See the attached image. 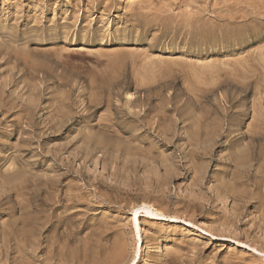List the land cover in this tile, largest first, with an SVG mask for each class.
<instances>
[{"label": "rangeland", "instance_id": "374dc122", "mask_svg": "<svg viewBox=\"0 0 264 264\" xmlns=\"http://www.w3.org/2000/svg\"><path fill=\"white\" fill-rule=\"evenodd\" d=\"M0 86V264H264V0H0Z\"/></svg>", "mask_w": 264, "mask_h": 264}, {"label": "bare ground", "instance_id": "6f19581e", "mask_svg": "<svg viewBox=\"0 0 264 264\" xmlns=\"http://www.w3.org/2000/svg\"><path fill=\"white\" fill-rule=\"evenodd\" d=\"M247 15H248V14H247ZM255 16H256V15H255ZM232 17H233V16H232ZM232 17H231V19H232ZM235 17H236V16H235ZM241 18H242V17H241ZM212 19H213V18H212ZM218 19H219V18H218ZM235 20H236V19H235ZM235 22H236V21H235ZM196 23H197V22H196ZM201 24H202V23H201ZM232 25H233V24H232ZM210 28H211V27H210ZM255 35H256V33H255ZM243 36H244V35H243ZM205 38H206V37H205ZM246 38H247V37H246ZM10 56H11V55H10ZM16 59H18V58H15L14 62L16 61V64H19V63H17L18 60H16ZM15 75H16V74H15ZM12 76H13V75H12ZM13 77H14V76H13ZM13 79H14V78H13ZM16 80H17V79H16ZM14 82H15V79H14ZM14 82H13V83H14ZM3 83H4V82H3ZM1 85H2V84H1ZM14 85H15V84H14ZM0 87H1V86H0ZM22 105H23V104H22ZM48 123H50V122H48ZM241 123H242V122H241ZM158 126H161V125L158 124ZM158 129L160 130V128H158ZM161 130H162V129H161ZM163 132H164V130H163ZM163 132H160V133L163 134ZM35 133H37V132H35ZM164 134H165V133H164ZM178 135H179V134H178ZM35 136H36V135H35ZM89 138H90V137H89ZM89 138H88V139H89ZM90 139H91V138H90ZM91 140L94 141L95 139H91ZM91 140H90V142H91ZM95 141H96V140H95ZM29 142H30V141H29ZM93 143H94V142H93ZM97 143H98V142H97ZM97 143L95 142L94 144H95V145H98ZM164 144H165V143H164ZM167 144H168V143H167ZM174 144H175V143H174ZM94 148H95V146H94ZM25 149H26V148H25ZM27 149H28V148H27ZM95 149H96V148H95ZM90 150H91V149H90ZM28 152H29V151H28ZM91 153H92V152H91ZM254 153L256 154V152H254ZM255 154H253V155H255ZM258 154H259V153H258ZM186 155H187V154H186ZM240 155H241V154H240ZM240 155H239V156H240ZM232 156H236L235 153H234V155L232 154ZM237 156H238V154H237ZM239 156H238V159H237V160H239ZM242 156H243V155H242ZM242 156H241V157H242ZM246 156H248V154H247V155L245 154V158H243V159H247ZM21 157H22V155H21ZM24 157H25V156H24ZM241 157H240V160H241ZM250 157H251V156H250ZM254 157H255V156H254ZM254 157H253V158H254ZM256 157H257V154H256ZM260 157H261V156H259L258 158H260ZM196 158H197V157H196ZM229 158H230V160H231L233 157L230 156ZM234 158H236V157H234ZM19 159H20V158H19ZM24 159H25V158H24ZM243 159H242V161H244ZM254 159H256V158H254ZM254 159H253V160H254ZM232 160H233V159H232ZM232 160H231V161H232ZM234 160H235V159H234ZM237 160H236V161H237ZM240 160H239V161H240ZM253 160L251 161V163L253 162ZM258 160H259V159H258ZM256 161H257V160H256ZM23 162H24V161H23ZM23 162H21V163H23ZM26 162H27V161H26ZM232 162H233V161H232ZM232 162H231V163H232ZM237 162H238V161H237ZM244 162H246V160H245ZM254 162H255V161H254ZM24 163H25V162H24ZM239 163H240V162H239ZM242 163H243V162H242ZM242 163H240V165L245 166L246 163H245V164L243 163L244 165H243ZM249 163H250V162H249ZM232 164H233V163H232ZM235 164H236V163H235ZM235 164H234V166H235ZM247 164H248V163H247ZM247 164H246V165H247ZM19 165H21L20 162H19ZM26 165H27V164H26ZM250 165H251V164H250ZM21 166H22V165H21ZM23 166H24V165H23ZM28 166L30 167L29 164H28ZM31 166H32V165H31ZM238 166H239V164H238ZM242 166H241V167H242ZM19 167H20V166H19ZM26 168H27V167L25 166V169H26ZM32 168L34 169L35 167H32ZM239 168H240V167H239ZM28 169H29V168H28ZM237 169H238V167H237ZM240 169H241V168H240ZM244 169H245V168H244ZM30 170H31V169H30ZM32 171H33V170H32ZM34 171H35V170H34ZM194 171H195V170H194ZM239 171H240V170H239ZM241 171H242V170H241ZM244 171H245V170H244ZM246 171H247V170H246ZM246 171H245V172H246ZM261 171H262V169H261ZM21 172H22V171H21ZM26 172H27V171H25V173H26ZM237 172H238V171H237ZM30 173H32V172H30ZM240 173H241V172H240ZM240 173H239V174H240ZM28 174H29V171H28ZM33 174H34V173H33ZM243 174H245V173H243ZM247 174H248V173H247ZM245 175H246V174H245ZM248 175H249V174H248ZM242 176H243V175H242ZM249 177H250V176H249ZM239 178H240V177H239ZM245 178H246V177H245ZM256 178H257V176H256ZM232 179H234V178H232ZM237 179H238V178H237ZM248 179H249V178H248ZM251 179H253V178H251ZM251 179H250V180H251ZM234 180H235V179H234ZM234 180H233V181H234ZM238 180H239V179H238ZM242 180H243V179H242ZM244 180H245V179H244ZM231 181H232V180H231ZM257 181H259V180H257ZM257 181H256V183H257ZM238 182H239V181H238ZM242 182H243V181H242ZM244 182H245V181H244ZM247 182H251V181L247 180ZM234 183H235V182H234ZM252 183H253V181H252ZM254 183H255V182H254ZM256 183H255V184H256ZM258 183H259V182H258ZM248 184H249V183H248ZM250 184H251V183H250ZM230 185H232V184H230ZM236 185H237V184H236ZM256 185H257V184H256ZM259 185H260V183H259ZM224 186H225V184H224ZM227 186H228V184L226 185V187H227ZM233 186L235 187V185H233ZM240 186H241V185H240ZM254 186H255V185H254ZM219 187H223V185H221V186H219ZM234 187H233V188H234ZM237 187L240 188L239 186H237ZM237 187H236V188H237ZM249 187H250V186H249ZM249 187H248V188H249ZM257 187H258V186H257ZM223 188H225V187H223ZM241 188H244V184H243V187H241ZM241 188H240V189H241ZM225 189H226V188H225ZM227 189H228V187H227ZM230 189H231V188H230ZM230 189H229V190H230ZM234 189H235V188H234ZM240 189H238V190L240 191ZM244 189H245V188H244ZM218 190H219V189H218ZM231 190H232V189H231ZM241 190H242V189H241ZM247 190H248V189H247ZM234 191H235V190H234ZM242 191H243V190H242ZM219 192H220V191H219ZM223 192H224V191H223ZM226 192H228V190H227ZM232 192H233V190H232ZM232 192H231V193H232ZM236 192H238V191H236ZM217 193H218V191H217ZM217 193H216V194H217ZM229 193H230V191L228 192V194H229ZM238 193H239V192H238ZM241 193H242V192H241ZM233 194H234V192H233ZM236 194H237V193H235V195H236ZM243 194H244V193H243ZM243 194H242V195H243ZM218 195H219V193H218ZM237 195H238V194H237ZM244 195H245V194H244ZM244 195H243V196H244ZM248 195H249V194H248ZM190 197H191V196H190ZM233 197H234V196H233ZM239 197H240V196H239ZM191 198H192V197H191ZM193 198H194V197H193ZM204 198H205V197H204ZM234 198H235V197H234ZM194 199H195V198H194ZM235 199H236V198H235ZM239 199H240V198H239ZM241 199H244V198H241ZM196 200H198V199H196ZM199 200H200V199H199ZM199 200H198V203H199ZM205 200H206V199H205ZM201 201H202V200H201ZM237 201H239V200L237 199ZM244 201H245V199H244ZM204 202H205V201H204ZM214 203H215V202H214ZM238 203H240V202H238ZM244 203H245V202H244ZM201 204H202V203H201ZM196 205H197V203H196ZM199 205H200V204H199ZM202 205H203V204H202ZM211 205H212V204H211ZM243 205H244V204H243ZM203 207H205V206H203ZM242 207H245V206H242V205H241V207H240L241 210L243 209ZM221 209H222V208H221ZM238 209H239V208H238ZM224 210H225V209H224ZM241 210L239 211V213L242 212ZM236 212H237V210H236ZM243 213H244V212H243ZM225 214H226V213H225ZM159 215H160V216H165L163 213H159ZM231 215H232V214H231ZM234 215H235V214H234ZM234 215H233V216H234ZM237 215H239V214H237ZM237 215H235V216H237ZM240 215H242V214L240 213ZM240 215H239V216H240ZM239 216H238V217H239ZM230 217H231V216H230ZM241 217H242V216H241ZM172 218L177 219L176 216H175V217H172ZM225 218H226V216H225ZM235 218H236V217H235ZM174 219H172V220H174ZM231 219H232V218H231ZM241 219H242V218H241ZM229 220H230V219H229ZM238 220H240V218H239ZM242 220H243V219H242ZM230 221H231V220H230ZM232 222H233V221H232ZM236 222H238V221H236ZM259 230H260V229H259ZM262 230H263V229H262ZM262 234H263V233H262ZM251 239H252V238H251ZM246 241H247V240H246ZM247 242H248V241H247ZM247 244H248V243H247ZM122 245H123V244H122ZM118 247H119V245H118ZM116 248H117V247H116ZM120 248H121V246H120ZM262 248H263V247H262ZM117 249H119V248H117ZM254 249L257 250V252H258L259 254H261L262 256H264V251L258 250L257 247H255ZM121 250H122V249H121ZM118 252H119V250H118ZM118 255H120V253H118ZM261 258H262V257H261ZM261 258H260V259H261Z\"/></svg>", "mask_w": 264, "mask_h": 264}]
</instances>
